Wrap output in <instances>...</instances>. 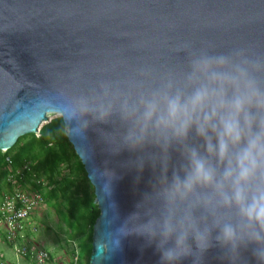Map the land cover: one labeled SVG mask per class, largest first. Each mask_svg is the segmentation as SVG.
Returning a JSON list of instances; mask_svg holds the SVG:
<instances>
[{
  "label": "clouds",
  "instance_id": "9594fccd",
  "mask_svg": "<svg viewBox=\"0 0 264 264\" xmlns=\"http://www.w3.org/2000/svg\"><path fill=\"white\" fill-rule=\"evenodd\" d=\"M214 47L175 44L172 51L185 54L184 64L147 90L143 80L127 91L101 82L59 107L42 103L59 111L71 135L93 124L112 125L113 131H99L113 154L138 152L139 172L146 164L158 169L151 191L116 230L115 250L122 237L135 235L155 247L159 264L186 258L204 264L212 248L221 249L219 258L228 264H241L249 249L256 264H264V53L252 46ZM140 72L152 74L148 67ZM104 174L110 180L115 175ZM106 244L108 258L114 250Z\"/></svg>",
  "mask_w": 264,
  "mask_h": 264
},
{
  "label": "water",
  "instance_id": "95a60500",
  "mask_svg": "<svg viewBox=\"0 0 264 264\" xmlns=\"http://www.w3.org/2000/svg\"><path fill=\"white\" fill-rule=\"evenodd\" d=\"M182 41L195 48L211 43L215 52L252 46L264 53V0H0V150L59 114L43 107L45 101L59 107L101 82L126 91L140 80L143 90L155 87L164 72L184 64L185 54L172 51ZM145 67L150 76L141 75ZM65 125L100 209L90 264H159V253L142 237H122L115 250L116 230L151 191L158 169L146 164L139 172L134 164L141 153L113 154L99 131H113L110 124H93L82 135H71ZM178 160L174 152L173 163ZM106 170L115 173L111 180ZM106 243L114 250L108 258ZM221 255L210 249L204 264H228ZM242 257L241 264H256L250 249Z\"/></svg>",
  "mask_w": 264,
  "mask_h": 264
},
{
  "label": "trees",
  "instance_id": "16d2710c",
  "mask_svg": "<svg viewBox=\"0 0 264 264\" xmlns=\"http://www.w3.org/2000/svg\"><path fill=\"white\" fill-rule=\"evenodd\" d=\"M8 157L15 169L29 163L38 177L45 178L46 185H36L34 189L43 194L59 226L68 231V238L76 241L80 264H90L94 224L100 209L95 202V187L67 136L63 118L53 117L39 133L22 135L11 148L0 150V194L8 190Z\"/></svg>",
  "mask_w": 264,
  "mask_h": 264
},
{
  "label": "built area",
  "instance_id": "2783aa9c",
  "mask_svg": "<svg viewBox=\"0 0 264 264\" xmlns=\"http://www.w3.org/2000/svg\"><path fill=\"white\" fill-rule=\"evenodd\" d=\"M7 161L8 190L0 194V228L5 231V241L12 247L16 258L23 260L18 264H80L76 245L69 258L58 261L49 250L28 244L29 231L34 230L30 220L45 205L43 194L33 186H45L47 182L38 177L29 163L15 169L10 157Z\"/></svg>",
  "mask_w": 264,
  "mask_h": 264
},
{
  "label": "rangeland",
  "instance_id": "374dc122",
  "mask_svg": "<svg viewBox=\"0 0 264 264\" xmlns=\"http://www.w3.org/2000/svg\"><path fill=\"white\" fill-rule=\"evenodd\" d=\"M58 115L57 113L51 114L49 121ZM45 123L47 122L42 123L40 129ZM30 223L34 226V230L29 231L28 244L30 246H38L49 250L58 261L70 257L71 248L76 245V241L69 239L68 231L59 226V219L52 208L46 204L41 206L30 220ZM4 235L5 231L0 228V248L6 243L5 238L3 239ZM3 258L4 254L0 253V262Z\"/></svg>",
  "mask_w": 264,
  "mask_h": 264
},
{
  "label": "crops",
  "instance_id": "0c3cea01",
  "mask_svg": "<svg viewBox=\"0 0 264 264\" xmlns=\"http://www.w3.org/2000/svg\"><path fill=\"white\" fill-rule=\"evenodd\" d=\"M3 239H4V236H3ZM8 250H10V252H8ZM0 253L4 254V258H3L4 261L2 260V262H0V263H3V264H18L19 262H23V260H18L16 258L12 247L7 242L4 243L2 248H0Z\"/></svg>",
  "mask_w": 264,
  "mask_h": 264
}]
</instances>
